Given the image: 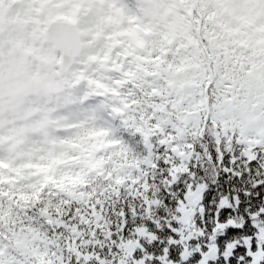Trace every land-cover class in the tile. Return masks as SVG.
Instances as JSON below:
<instances>
[{
  "label": "trees",
  "instance_id": "16d2710c",
  "mask_svg": "<svg viewBox=\"0 0 264 264\" xmlns=\"http://www.w3.org/2000/svg\"><path fill=\"white\" fill-rule=\"evenodd\" d=\"M112 1V7L109 2L99 8L94 0L96 5L89 10L87 27L100 38L92 52L88 94L79 96L87 116L73 127L65 121L67 107L62 102L44 105L40 112L48 113L49 119L40 144L25 138L16 158L5 155L0 144V237L7 252H24L26 264H129L136 245L133 234L124 230L125 214L154 196V174L161 160H179L221 146L242 155L264 153V147L241 141L237 131L221 127L212 115L220 98L213 82L218 65L206 38V33H214L207 25L211 13L201 0H164L171 11L172 5L183 6L177 16L184 30L171 46L163 45L160 34L153 36L150 55L154 65L161 61L177 68L182 45L194 41L200 48L207 75L203 90L207 105L200 125L186 132L159 130L148 140L125 125L119 113L123 104L144 103L145 97L156 103L151 89L127 68L133 42L150 32L149 17L142 0ZM248 1L264 11V0ZM117 11L118 21L111 15ZM81 13L80 24L85 26L84 7ZM247 57L244 54V60ZM235 65L231 70H237ZM148 69L152 71L153 65ZM144 106L150 117L153 111ZM34 179L38 180L32 185ZM126 243L133 244L127 255Z\"/></svg>",
  "mask_w": 264,
  "mask_h": 264
},
{
  "label": "rangeland",
  "instance_id": "374dc122",
  "mask_svg": "<svg viewBox=\"0 0 264 264\" xmlns=\"http://www.w3.org/2000/svg\"><path fill=\"white\" fill-rule=\"evenodd\" d=\"M17 1L0 0V16L7 17L6 32L0 37V56L3 55L5 44H9L12 51L21 53L18 71H25L26 64L33 65L34 71L28 79L17 81L13 93L18 98L15 114L5 116L0 105V126L5 120L13 123L2 126L4 128L0 130L1 148L5 150V155L9 154L12 158H16L14 153L17 143H26L29 137L35 140L36 144L41 143L43 125L49 119L48 113L40 112L43 110L39 106L42 102L47 101V106L62 102L67 107L65 121L73 124V127L87 116L86 108L81 107L82 104L79 103V95L85 77H90L92 51L100 38L99 34L87 27L89 10L96 5L94 0H27L24 5V0ZM142 1L146 3L150 32L146 38L142 36L133 42V50L128 55L131 61L127 68L132 77L151 89L156 103L153 105L146 97L143 98L148 110L153 111L150 117L145 115L147 107L143 102L135 105L123 104L119 113L122 114L125 125L136 128L148 140L152 134L160 132L159 130L172 127L176 131L186 132L187 129L200 125L202 113L207 105L203 95L207 75L200 48L194 41H191L190 45H182L181 51L177 52L181 60L179 67H169L161 61L154 65L153 58H150L153 36L160 34L163 45L168 46L179 40V33L184 29L180 25L177 12L183 10V6L172 5L171 11L167 9L164 0ZM109 2L108 7H112V0H98L97 6L100 8ZM13 3L15 12L10 9ZM201 3L204 9L211 13L207 25L213 28L214 33H206V38L218 65L213 82L218 88L220 98L213 105L212 115L221 127L237 131L241 141L264 147V25H261L264 22V11L248 0H201ZM82 7L85 9V26L82 24L85 32L81 30L84 55L69 74H60L53 68L54 57L46 54V48L36 49L38 30L34 27L24 29L22 24L29 18L28 13L31 20H38L40 23L51 19L57 21L69 18L68 16L79 22L78 11H81ZM37 10L39 12H36ZM37 15L41 18L38 19ZM111 15L117 21L119 17L121 19L120 11ZM25 38L28 40L25 45L37 51L44 60L36 63V57L21 49ZM244 54L248 55L246 60ZM233 57L238 61L235 62ZM86 62L89 64L88 71L87 75L83 76ZM234 63L236 71L230 68ZM152 65L153 70L150 71L152 68L148 69V66ZM77 84L79 91L73 88V85ZM39 107L41 110L36 112L35 109ZM25 113H29L30 118H26ZM15 116H19L21 121L14 124ZM7 137L10 141L4 143ZM21 137H26L27 140ZM37 180L34 179L32 185L36 184ZM18 247L26 251L23 243H18ZM132 247V243L123 246L126 255L132 251ZM25 258L24 252H7L0 237V264H26Z\"/></svg>",
  "mask_w": 264,
  "mask_h": 264
},
{
  "label": "snow or ice",
  "instance_id": "6c2138e0",
  "mask_svg": "<svg viewBox=\"0 0 264 264\" xmlns=\"http://www.w3.org/2000/svg\"><path fill=\"white\" fill-rule=\"evenodd\" d=\"M152 191L125 214L129 264H264V153L221 146L161 160Z\"/></svg>",
  "mask_w": 264,
  "mask_h": 264
},
{
  "label": "clouds",
  "instance_id": "9594fccd",
  "mask_svg": "<svg viewBox=\"0 0 264 264\" xmlns=\"http://www.w3.org/2000/svg\"><path fill=\"white\" fill-rule=\"evenodd\" d=\"M8 34L6 33V36ZM83 37L71 25H54L49 29L46 54L59 56L68 45H78ZM21 53L12 51L9 44H5L3 55L0 56V105L4 109L5 116L15 114L18 98L13 95L17 81L26 80L34 71V66L26 64V70L18 71L17 65L21 61Z\"/></svg>",
  "mask_w": 264,
  "mask_h": 264
},
{
  "label": "flooded vegetation",
  "instance_id": "af4514ba",
  "mask_svg": "<svg viewBox=\"0 0 264 264\" xmlns=\"http://www.w3.org/2000/svg\"><path fill=\"white\" fill-rule=\"evenodd\" d=\"M27 0H24L23 2H22V4L24 5L25 3H27L26 2ZM18 2V1H17ZM13 11L15 12V7H14V9H13ZM36 12H39L38 10L36 11ZM29 14V18L26 20L25 19V22L22 24V27H24V29H28V28H31V27H34V28H36L37 30H38V33H39V35L37 36V38H36V49H38V48H40V47H45L46 48V42H43L42 40H41V37H42V33H43V30H44V26H45V24H46V22L45 23H40L38 20H37V22H35L34 20H31V15H30V13H28ZM38 16V19H40L41 18V16L40 15H37ZM5 20H6V28H7V17L5 16ZM5 32H6V30H5ZM30 40V39H29ZM27 38H25L24 40H23V46H22V50L25 52V53H27V54H30V55H32V56H34V57H36L37 58V60H36V63L37 62H39L42 58H43V56L41 55V56H39V53L37 52V51H35V50H33V49H31L30 47H28V46H26L25 45V43L27 44ZM30 45V44H29ZM82 55H84V52L82 53ZM82 55H81V57H82ZM28 56V55H27ZM54 58H53V65H54V67L53 68H56V71L58 72V70H57V67H56V63H57V61H58V59H59V56H53ZM86 58H88L87 57V54H86ZM42 60H44V59H42ZM79 60H80V58L79 59H77L75 62H74V64H73V66L71 67V69H70V72L73 70V67H74V65H76L78 62H79ZM88 66H89V64H88V62H86V70L83 72V74L84 73H86L87 71H88ZM69 72V73H70ZM58 73H60V72H58ZM60 74H64V73H60Z\"/></svg>",
  "mask_w": 264,
  "mask_h": 264
},
{
  "label": "water",
  "instance_id": "95a60500",
  "mask_svg": "<svg viewBox=\"0 0 264 264\" xmlns=\"http://www.w3.org/2000/svg\"><path fill=\"white\" fill-rule=\"evenodd\" d=\"M61 24L71 25L78 32L77 27L75 26L74 22L50 21L47 24L46 28H45V32H44V35H43V39L47 42V37H48L49 29L52 26H54V25H61ZM4 30H5V19H4V17L0 16V34L2 32H4ZM81 50H82L81 40L79 41L78 45H75V46L68 45L67 47H65L64 52L61 54V61L59 63L60 70L68 71L69 67L71 66V64H72V62L74 60V58L76 56H79L80 55ZM8 141L9 140H6V142H8Z\"/></svg>",
  "mask_w": 264,
  "mask_h": 264
}]
</instances>
